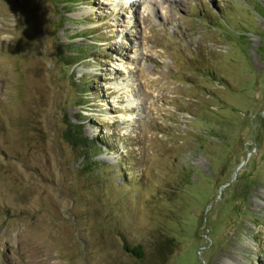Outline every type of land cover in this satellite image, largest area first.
Returning a JSON list of instances; mask_svg holds the SVG:
<instances>
[{
    "label": "rangeland",
    "instance_id": "374dc122",
    "mask_svg": "<svg viewBox=\"0 0 264 264\" xmlns=\"http://www.w3.org/2000/svg\"><path fill=\"white\" fill-rule=\"evenodd\" d=\"M0 264H264V0H0Z\"/></svg>",
    "mask_w": 264,
    "mask_h": 264
},
{
    "label": "trees",
    "instance_id": "16d2710c",
    "mask_svg": "<svg viewBox=\"0 0 264 264\" xmlns=\"http://www.w3.org/2000/svg\"><path fill=\"white\" fill-rule=\"evenodd\" d=\"M70 59V58H69ZM66 130L64 134L61 136L65 141H67L71 146H74L75 148H79L83 151H87L88 146L94 147L91 142L87 140L82 134L81 126H73L68 121L66 122ZM173 242L172 240H166L161 245L162 252L169 251L170 247H172ZM124 251L131 255L132 257H135L136 259L140 260L144 257L145 252L143 248L140 245L137 246H123Z\"/></svg>",
    "mask_w": 264,
    "mask_h": 264
}]
</instances>
